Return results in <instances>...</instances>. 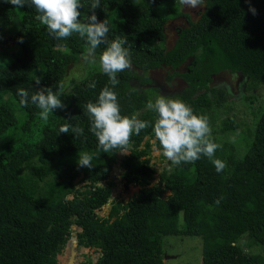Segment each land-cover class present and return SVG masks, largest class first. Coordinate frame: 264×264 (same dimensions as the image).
I'll use <instances>...</instances> for the list:
<instances>
[{
    "label": "trees",
    "instance_id": "16d2710c",
    "mask_svg": "<svg viewBox=\"0 0 264 264\" xmlns=\"http://www.w3.org/2000/svg\"><path fill=\"white\" fill-rule=\"evenodd\" d=\"M174 1L101 0L95 10L98 21H107L110 40L127 39L131 51V68L118 74L113 87L99 64L92 63L85 39L74 33L57 41L35 19L34 8L0 0V31L16 27L8 40L18 46L14 58L0 64V264H59L57 256L70 239L77 248L99 253L95 262L88 258L80 264H164L162 240L167 236L201 237V264H264L263 255L247 251L264 248V106L257 108L260 116L253 127L241 123L231 114L227 90L213 85L215 76L228 72L244 78L247 92L264 86V0H205L196 20L167 9ZM92 2L81 0V22H87ZM170 15L184 18L186 26L175 30L178 36L168 46ZM105 48L95 50L97 61ZM79 58L88 60L84 73L65 87L68 67ZM162 67L173 72L168 81L180 75L186 83L181 93L165 97L206 116L214 143L216 136L241 131L242 156L228 142L216 143L215 158L226 163L222 173L205 156L178 167L167 160L169 169L163 168L151 186L156 171L149 141L163 151L153 133L157 114L146 105L160 95L156 87L140 88L151 83L141 73ZM180 67L184 72L177 73ZM60 85L65 107L47 122L35 105L20 104L19 89L31 96L40 88L57 91ZM106 85L117 93L123 116L150 122L138 136L133 134L129 154L121 159L117 152L98 148L86 112V104L95 103ZM6 97L25 114L23 120L16 119ZM244 99L252 104L255 97ZM221 113L225 117L219 119ZM67 123L83 128V135L60 133ZM79 153L93 156V168L78 167ZM116 165L123 187L137 185L139 190L127 202L114 199L103 218L95 211L111 198ZM78 177L83 190L75 187Z\"/></svg>",
    "mask_w": 264,
    "mask_h": 264
},
{
    "label": "clouds",
    "instance_id": "9594fccd",
    "mask_svg": "<svg viewBox=\"0 0 264 264\" xmlns=\"http://www.w3.org/2000/svg\"><path fill=\"white\" fill-rule=\"evenodd\" d=\"M4 3L19 9L25 6L34 8L38 13L35 19L45 25L47 32L57 41L71 37L74 33L85 39L92 63L99 64L100 71L109 78L113 87L119 83L118 74L131 68V51L125 47L128 40L119 36L110 40L107 21H98L95 10L101 7V0H93L91 3V14L87 22L80 20L79 9L83 7L81 0H4ZM178 3L185 8L197 9L203 0H178ZM250 11L255 14L256 10L251 8ZM19 42L23 43V38ZM101 45H106V48L97 61L95 50ZM35 83L39 85L40 80L37 79ZM95 86V83L89 85L91 88ZM113 87L106 85L95 103L90 101L86 104L91 122L90 131L97 138L98 148L104 153L128 154L133 134L138 136L150 126V122L140 120L135 115L123 116ZM63 94V85L57 91L52 87L40 88L31 96L25 89L17 92L20 104L25 107L29 103L35 105L40 109L39 118L45 122L55 110L65 107L60 98ZM146 107L157 114L153 126L155 141L159 142L163 155L172 165L178 167L194 163L205 156L213 163L218 174L225 170L226 163L215 158L219 146L211 139V128L206 116H198L183 101L163 95L156 97L154 102L150 99ZM70 130L75 136L84 133L83 128L70 123L62 125L59 132L67 134ZM92 160L91 154L79 153L78 167L91 169ZM219 202L216 201L217 204Z\"/></svg>",
    "mask_w": 264,
    "mask_h": 264
},
{
    "label": "rangeland",
    "instance_id": "374dc122",
    "mask_svg": "<svg viewBox=\"0 0 264 264\" xmlns=\"http://www.w3.org/2000/svg\"><path fill=\"white\" fill-rule=\"evenodd\" d=\"M204 2L205 0H203V4L199 8L191 9L181 6L176 0L172 4L166 5V8L170 10L174 9L176 13L182 12L184 14H188L191 16L192 20H196L204 10ZM171 16L172 15H170V20H168V24L166 25V38L168 46L172 44V41L175 38V30L177 28L186 26L184 18H181L180 16L171 18ZM15 30L16 27L14 28L11 25L10 27H6L3 31H0V64L2 65L10 62L14 58V53L18 51V46L8 40L9 35L12 34V32H14ZM87 62L88 60L86 58H79L78 62L73 63L68 67L64 80L65 87L68 86L71 80L79 78L84 73L83 68L85 67V64ZM181 72H184V67H182ZM141 75L152 80V83L147 86L140 87L141 89L148 87H157L159 89V93L163 94V96H174L181 93L184 88H186V83H184L181 78H173L171 81L167 80V76L169 75L167 68L158 69L154 72L148 71L146 73H141ZM244 82V78L241 75H232L228 72H222L215 76L213 79V85L227 90V92L229 93V101L232 104L231 114L236 115L237 121L253 127V121L255 117L259 118L260 116V113H258V115L255 114L257 108L260 106H264V86H261L251 92H247L245 91L243 86ZM170 91H174V93L172 94ZM251 96L255 97V100L252 104H250L248 100L244 99ZM5 99L10 101L11 108L15 113L16 119L18 121L23 120L25 118V114L20 110L18 105L9 97H6ZM223 117H225V115L221 113L219 115V119ZM224 142H228L229 144L234 146V150L237 156H242L245 151L246 144L242 133L239 130L229 131L223 135L216 136L217 144L220 145ZM149 143L151 145L149 149L150 164L156 171L154 174L155 178L151 182V186H153L155 185L162 169H169V167L166 166L167 158L154 147V140H150ZM143 145L144 144H142L140 148H143ZM128 154H121V157ZM57 159L58 158L54 160L53 164L57 162ZM56 172H58V169H56ZM121 173L122 171L118 168V165H116L110 179V181L114 183V186L112 187L113 196L111 197V202H108L102 208L95 211L100 217H107L111 208L112 201L114 199L127 202L130 200L132 195H134L139 190V186L137 185H130L127 189H125L123 187V181L121 180ZM79 179L80 177H78L74 181V183H76L75 187L76 189L83 190L85 183L78 182ZM169 194L170 191L166 190L164 196L167 197ZM68 198H71V195H69ZM162 247V261L164 264H201V237L167 236L162 240ZM243 247L245 249L247 248L246 245L244 246V244ZM71 250L72 244L71 241H69L66 248L60 255L61 257H63L65 263L66 261H68L67 256H71ZM247 251L252 254H260L264 256V248L259 246H252ZM97 257L98 252H94L92 249L78 247L77 255L74 257V261H70L68 263L79 264L81 262L83 263L87 261L88 258H90L92 262H95Z\"/></svg>",
    "mask_w": 264,
    "mask_h": 264
},
{
    "label": "water",
    "instance_id": "95a60500",
    "mask_svg": "<svg viewBox=\"0 0 264 264\" xmlns=\"http://www.w3.org/2000/svg\"><path fill=\"white\" fill-rule=\"evenodd\" d=\"M121 153L120 152H117V159H121ZM113 195L111 194V197ZM108 202H111V198L108 200ZM71 243H72V250H71V259L70 261L72 262L74 260V257L77 255V245H76V240L75 239H72L71 240Z\"/></svg>",
    "mask_w": 264,
    "mask_h": 264
},
{
    "label": "flooded vegetation",
    "instance_id": "af4514ba",
    "mask_svg": "<svg viewBox=\"0 0 264 264\" xmlns=\"http://www.w3.org/2000/svg\"><path fill=\"white\" fill-rule=\"evenodd\" d=\"M177 36H178V35H176L175 37H177ZM172 43H174V39H173ZM162 68H165V67H162ZM162 68H161V69H162ZM181 69H182V67L178 68V69L176 70L177 73H182V72H181ZM167 70H168V73H169V74H172V73H173L169 68H167ZM154 71H156V70H154ZM154 71H152V72H154ZM175 73H176V72H175ZM173 78H181V77H180V75H176V76H174ZM173 78H172V79H173ZM172 79H171V80H172ZM181 79H182V78H181ZM171 80H170V81H171ZM182 81H183V79H182ZM183 82H184V81H183ZM151 83H152V80H151ZM156 88H157V87H156ZM157 89H158V88H157ZM165 92H167V91H165ZM168 92H169V91H168ZM170 92H171L172 94L174 93V91H170ZM158 94H159L160 96L163 95V94L159 93V89H158Z\"/></svg>",
    "mask_w": 264,
    "mask_h": 264
},
{
    "label": "crops",
    "instance_id": "0c3cea01",
    "mask_svg": "<svg viewBox=\"0 0 264 264\" xmlns=\"http://www.w3.org/2000/svg\"><path fill=\"white\" fill-rule=\"evenodd\" d=\"M61 255V254H60ZM60 255L57 256V260L59 264H69L68 262H70L71 256H67L68 257V261H66V263L64 262L63 257H61ZM74 261V260H73ZM82 263V262H81ZM80 264V263H79Z\"/></svg>",
    "mask_w": 264,
    "mask_h": 264
},
{
    "label": "bare ground",
    "instance_id": "6f19581e",
    "mask_svg": "<svg viewBox=\"0 0 264 264\" xmlns=\"http://www.w3.org/2000/svg\"><path fill=\"white\" fill-rule=\"evenodd\" d=\"M118 187V186H117Z\"/></svg>",
    "mask_w": 264,
    "mask_h": 264
},
{
    "label": "built area",
    "instance_id": "2783aa9c",
    "mask_svg": "<svg viewBox=\"0 0 264 264\" xmlns=\"http://www.w3.org/2000/svg\"><path fill=\"white\" fill-rule=\"evenodd\" d=\"M77 229V228H76Z\"/></svg>",
    "mask_w": 264,
    "mask_h": 264
}]
</instances>
